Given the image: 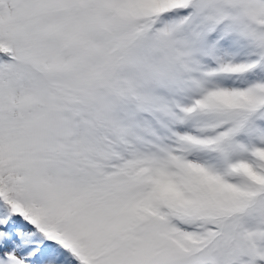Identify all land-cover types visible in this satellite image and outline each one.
<instances>
[{"label":"snow or ice","instance_id":"6c2138e0","mask_svg":"<svg viewBox=\"0 0 264 264\" xmlns=\"http://www.w3.org/2000/svg\"><path fill=\"white\" fill-rule=\"evenodd\" d=\"M0 264H264V0H0Z\"/></svg>","mask_w":264,"mask_h":264}]
</instances>
